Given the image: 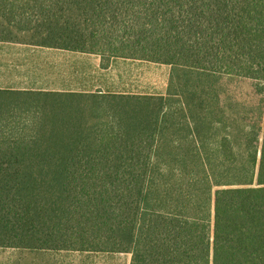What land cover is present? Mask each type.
<instances>
[{
  "label": "trees",
  "instance_id": "trees-1",
  "mask_svg": "<svg viewBox=\"0 0 264 264\" xmlns=\"http://www.w3.org/2000/svg\"><path fill=\"white\" fill-rule=\"evenodd\" d=\"M0 40L168 64L184 94L0 90V248L264 264V125L214 138L205 107L217 75L264 88V0H0Z\"/></svg>",
  "mask_w": 264,
  "mask_h": 264
},
{
  "label": "rangeland",
  "instance_id": "rangeland-1",
  "mask_svg": "<svg viewBox=\"0 0 264 264\" xmlns=\"http://www.w3.org/2000/svg\"><path fill=\"white\" fill-rule=\"evenodd\" d=\"M25 35L29 39L30 34ZM41 51L40 48H33ZM35 55L28 56V65L37 64L38 71L34 75L44 88H76L79 90L101 93H131V94H162L169 96L168 112L179 107L178 94L184 98L182 77L176 67L168 64L156 63L142 59L117 58L109 61H100L95 55L74 54L43 50ZM33 67V66H32ZM205 80V79H204ZM208 82L210 96L205 102L206 108L212 110L217 128L218 138L230 133H244L252 129L259 133L256 145L261 142V129L264 125V88L259 90L258 82L247 77H238L221 74ZM202 95L199 96L201 98ZM76 109L82 110V124L91 126L102 123L105 118H96L95 112L106 109L104 102L94 104L90 97H83ZM179 111L177 110V117ZM166 139L182 138L181 134L166 133ZM259 157V151L257 152ZM14 249L0 248V264H129V253L74 251V250H47L23 251L22 260L17 261Z\"/></svg>",
  "mask_w": 264,
  "mask_h": 264
},
{
  "label": "crops",
  "instance_id": "crops-1",
  "mask_svg": "<svg viewBox=\"0 0 264 264\" xmlns=\"http://www.w3.org/2000/svg\"><path fill=\"white\" fill-rule=\"evenodd\" d=\"M33 48H40L42 50L37 51ZM43 50L69 52L74 54H80L82 56L95 55L98 60L97 65L101 61L100 56L97 54L40 46L28 42L0 40V90H50L93 92L79 90L76 88L64 87L51 89L44 88L45 85L40 84L37 77H34V75L38 71L37 64H31V67H29L27 60L30 54L35 55L37 52L43 53Z\"/></svg>",
  "mask_w": 264,
  "mask_h": 264
}]
</instances>
